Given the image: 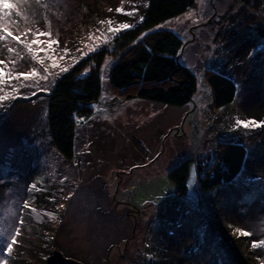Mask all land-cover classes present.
Wrapping results in <instances>:
<instances>
[{
  "label": "rangeland",
  "instance_id": "obj_1",
  "mask_svg": "<svg viewBox=\"0 0 264 264\" xmlns=\"http://www.w3.org/2000/svg\"><path fill=\"white\" fill-rule=\"evenodd\" d=\"M2 2L14 7L0 21L12 34L0 31V264H44L53 250L84 264H264V0H195L154 27L183 42L176 58L196 79L183 106L126 99L109 82L115 37L148 0ZM100 49L101 92L66 160L50 141L47 93ZM208 70L236 84L223 107H212ZM225 142L245 147L241 169L199 190L196 164L203 176ZM186 159L178 192L167 173Z\"/></svg>",
  "mask_w": 264,
  "mask_h": 264
},
{
  "label": "trees",
  "instance_id": "obj_2",
  "mask_svg": "<svg viewBox=\"0 0 264 264\" xmlns=\"http://www.w3.org/2000/svg\"><path fill=\"white\" fill-rule=\"evenodd\" d=\"M195 0H148L141 19L119 32L115 37L118 51L123 53L114 61L110 72L111 86L126 94V99L138 98L166 105L183 106L196 91L194 74L177 60L182 40L168 29L154 30L159 24L187 11ZM148 31L141 39L138 37ZM106 49H100L61 74L47 93V122L50 141L66 160L74 150L77 119L91 114V105L101 92L100 68ZM87 70V71H86ZM205 81L211 90L212 107L230 103L236 95V84L228 76L208 70ZM246 158L240 143H221L217 161L199 176L203 167L196 164L197 186L209 191L231 181ZM190 159L175 165L168 179L178 192H184Z\"/></svg>",
  "mask_w": 264,
  "mask_h": 264
},
{
  "label": "water",
  "instance_id": "obj_3",
  "mask_svg": "<svg viewBox=\"0 0 264 264\" xmlns=\"http://www.w3.org/2000/svg\"><path fill=\"white\" fill-rule=\"evenodd\" d=\"M44 264H84L77 259L64 256L60 251L53 250L49 254Z\"/></svg>",
  "mask_w": 264,
  "mask_h": 264
},
{
  "label": "snow or ice",
  "instance_id": "obj_4",
  "mask_svg": "<svg viewBox=\"0 0 264 264\" xmlns=\"http://www.w3.org/2000/svg\"><path fill=\"white\" fill-rule=\"evenodd\" d=\"M0 5H7L6 7L0 8V21H2L3 20V10L6 8L10 9V8L14 7V5L11 3H7V2H2V3H0ZM125 27H128V26L125 25ZM0 31H3V32L7 33L8 35H12L10 32H8V30L6 28L3 27L2 24H0ZM15 39L19 40V37H15ZM33 43H40V41L36 40V41H33ZM0 64H3V62L0 61ZM0 74H2V73H0ZM21 75H24V74H21ZM0 99H4V97H0ZM11 241L12 242L15 241V236L11 237ZM12 242H9L7 244V250L8 251H11V249H12Z\"/></svg>",
  "mask_w": 264,
  "mask_h": 264
},
{
  "label": "clouds",
  "instance_id": "obj_5",
  "mask_svg": "<svg viewBox=\"0 0 264 264\" xmlns=\"http://www.w3.org/2000/svg\"><path fill=\"white\" fill-rule=\"evenodd\" d=\"M7 5H0V8L6 7Z\"/></svg>",
  "mask_w": 264,
  "mask_h": 264
}]
</instances>
